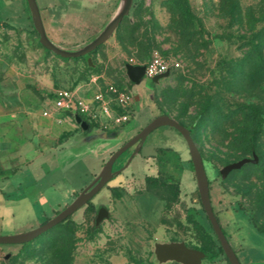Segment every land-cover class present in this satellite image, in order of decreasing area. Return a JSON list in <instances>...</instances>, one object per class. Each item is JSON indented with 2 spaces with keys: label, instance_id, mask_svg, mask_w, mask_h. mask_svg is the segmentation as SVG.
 <instances>
[{
  "label": "rangeland",
  "instance_id": "obj_1",
  "mask_svg": "<svg viewBox=\"0 0 264 264\" xmlns=\"http://www.w3.org/2000/svg\"><path fill=\"white\" fill-rule=\"evenodd\" d=\"M137 1L130 16L89 55L92 66L85 57L62 59L43 48L25 0L0 15V56L26 63L23 82L37 96L38 109L58 119L76 114L106 130L128 122L115 140L86 146L73 138L65 153L46 151L36 175L0 181V236L28 232L52 218L99 174L109 158L103 155L104 163L94 158L103 154L100 144L117 145L164 114L187 128L197 120L191 136L203 160L213 211L240 262L264 264V0ZM183 1L191 15L182 16ZM36 2L67 11L69 19L50 36L58 47L76 51L98 36L124 0ZM154 54L179 66L155 84L145 77L131 83L125 65H143ZM60 91L88 106L87 113L55 111ZM96 94L103 95L102 104L93 102ZM120 94L132 99L121 102ZM12 97L0 92L3 102ZM121 117L126 121L117 122ZM251 145L256 164L221 177L224 166L252 158ZM133 151L124 152L113 170L122 168ZM188 160L180 134L157 128L128 167L67 222L23 246L0 245V264H158L153 244L171 241L215 252L218 242L204 212L189 200L196 185ZM96 204L107 207L109 218L95 227ZM188 208L194 212L187 214ZM206 256L202 264H223Z\"/></svg>",
  "mask_w": 264,
  "mask_h": 264
},
{
  "label": "water",
  "instance_id": "obj_2",
  "mask_svg": "<svg viewBox=\"0 0 264 264\" xmlns=\"http://www.w3.org/2000/svg\"><path fill=\"white\" fill-rule=\"evenodd\" d=\"M31 20L33 22L35 31L38 36L39 44L50 51L53 55L62 59H76L80 57H85L88 66H92L89 55L101 44H103L112 32L120 25L122 20L128 16L132 0H124L122 6L118 11L111 17L109 22L103 28V30L94 38L91 42L86 44L79 50L68 51L62 49L52 43L45 34L42 20L40 17L39 8L37 6L36 0H25ZM125 72L128 80L131 83L139 84L144 77V67L142 65H125ZM168 72L152 78V82L155 84L160 79L167 77ZM74 121L78 124L84 133H89L91 130L90 123L82 119L80 116L73 114ZM171 127L177 131L183 138L189 160L192 165V171L195 179L196 191L199 197L201 208L204 215L210 225V228L221 248L224 257L226 258L228 264H241L238 260L236 253L230 246L228 240L226 239L220 224L213 212L211 199L209 194V183L205 173L203 161L198 151L196 145L194 144L190 131L179 124L176 120L169 117L168 115H159L154 117L146 126H144L136 135L125 142L121 147L114 151L108 160L103 164L99 174L94 178V180L86 186L81 192L74 198V200L55 214L52 218L48 219L45 223L39 225L37 228L24 232L21 234L11 235V236H0V245H22L32 242L39 236L45 234L55 226L64 222L77 210L85 206L90 200L103 188L106 184L112 180L114 177L121 174L129 165L133 156L138 153L142 145L144 144L147 136L160 127ZM105 134V133H102ZM89 137V136H88ZM86 137V138H88ZM91 139V137H90ZM134 147V151L128 159L127 163L120 169L112 171L115 161L128 149ZM251 159L243 158L236 162L230 163L219 170L221 177H225L232 171H237L246 164H256L257 157L255 153L251 154ZM95 217L94 226H98L100 222L109 218L107 207L104 204H96L95 206ZM153 257L154 262L158 264H202V261L206 258L205 254L194 248H189L185 243L179 241L171 242H155L153 244Z\"/></svg>",
  "mask_w": 264,
  "mask_h": 264
},
{
  "label": "crops",
  "instance_id": "obj_3",
  "mask_svg": "<svg viewBox=\"0 0 264 264\" xmlns=\"http://www.w3.org/2000/svg\"><path fill=\"white\" fill-rule=\"evenodd\" d=\"M81 1L78 0L77 4L81 5ZM18 3H21V0L3 1L0 5V15L6 14L8 9H12ZM38 8L45 34L54 43L50 35L57 34L58 28L64 26L69 19L68 13L63 8L54 9L49 5ZM75 17L81 21V16L75 15ZM23 63L15 57L0 56V92L8 91L9 95L13 96L9 102L0 100V181L17 180L29 172L30 175H36L41 169L45 152L65 153L73 138L79 137L81 144L90 146L97 140H115L118 134L122 133L120 128L128 122L106 130L81 117L90 123L91 130L87 134L81 130L73 117L58 119L53 117V113L38 109L37 96L23 82L26 77V63ZM53 109L59 111L54 108V105ZM135 110L136 108L132 112L134 116ZM44 112H47V116L43 115ZM139 131H130L120 139L117 145L100 144L98 147L105 146L103 154L94 158L104 163L103 155L107 154L110 157L123 142H127ZM49 144L52 149L48 148ZM75 193L73 192L74 197ZM216 260L225 263L221 261L220 256Z\"/></svg>",
  "mask_w": 264,
  "mask_h": 264
},
{
  "label": "built area",
  "instance_id": "obj_4",
  "mask_svg": "<svg viewBox=\"0 0 264 264\" xmlns=\"http://www.w3.org/2000/svg\"><path fill=\"white\" fill-rule=\"evenodd\" d=\"M142 66L144 67V77L146 79H152L156 76L169 72L170 69L172 68H177L179 64L178 62H167L161 56L154 54ZM110 90L113 92L115 91L112 90L111 88ZM130 98L131 96H128L127 94H120L119 99L121 102L127 103V101H130ZM93 102L102 104L104 102L103 95L96 94L93 99ZM54 108L64 112L71 111V109L73 108L79 110L81 113H87L88 111V106L83 104L80 100L75 99L74 96L68 91H60L57 93V99L54 102ZM103 110L105 111V108H103ZM43 115L47 116V112H44ZM126 119H127L126 117H121L116 121L117 122L126 121Z\"/></svg>",
  "mask_w": 264,
  "mask_h": 264
},
{
  "label": "trees",
  "instance_id": "obj_5",
  "mask_svg": "<svg viewBox=\"0 0 264 264\" xmlns=\"http://www.w3.org/2000/svg\"><path fill=\"white\" fill-rule=\"evenodd\" d=\"M137 4H138V1L137 0H132V5H131V8H130V11H129V14H128V17L130 16V14L132 13V11L135 9V7L137 6ZM185 4V7H186V3H184V1H183V5ZM183 14H185V16L186 15H191L190 14V10H189V8H188V5H187V7H186V9H185V12L184 13H182V16H184ZM97 49V48H96ZM95 49V50H96ZM94 50V51H95ZM93 51V52H94ZM93 52H91V54L93 53ZM90 54V55H91ZM259 56H261V55H259ZM78 59V58H77ZM159 115H161V114H159ZM70 117H71V115H69ZM90 123H92V122H90ZM179 123V122H178ZM197 120H195L193 123H192V125L190 126V128H187L189 131H190V135H192V130H193V128L194 127H196V125H197ZM179 124H181V123H179ZM182 125V124H181ZM182 126H184V125H182ZM185 127V126H184ZM191 138H192V136H191ZM251 142H252V140H251ZM254 148H253V145H251V147H250V152L251 153H254V150H253ZM168 150V149H167ZM157 151H158V153H160V152H163V151H165V149H157ZM201 155V154H200ZM202 158V157H201ZM177 160H178V158H177ZM203 161V160H202ZM188 163H189V167H190V170H191V172H192V165H191V162H190V160H188ZM160 176H161V178L162 179H164L166 182H168L169 180H170V178H169V176H163L162 175V173H160ZM172 181H173V179H172ZM178 183V182H177ZM191 195H192V197L190 196V198H189V200L190 201H192V200H194L195 201V203H197L199 206H201L200 205V201H199V197H198V194H197V191L196 190H194L192 193H191ZM90 203V202H89ZM64 207H66V206H64ZM194 212V208H188V210H187V214H189V212ZM214 212V211H213ZM58 213V211H54V214H57ZM194 214H196V212L194 213ZM214 214H215V216H216V218H217V221H218V223L220 224V221H219V219H218V216H217V214L214 212ZM250 216H251V214H249ZM48 220V218H45L43 221H42V223L41 224H43V223H45L46 221ZM69 220V218H67L64 222H67ZM64 222H62V223H64ZM61 223V224H62ZM209 224V223H208ZM210 226V225H209ZM220 226H221V224H220ZM223 232H224V230H223ZM263 232V231H262ZM224 234H225V232H224ZM27 244V243H26ZM23 245H25V244H22V245H15V247L16 246H23ZM215 246H216V251L214 252V251H209V252H206V251H204V253H205V255H208V258H210V260L212 261V260H214V259H216L217 257H221V260H223L226 264H228V262H227V260H226V258L224 257V254H223V252H222V250H221V248L219 247V245H218V243L217 244H215ZM207 257V256H206Z\"/></svg>",
  "mask_w": 264,
  "mask_h": 264
},
{
  "label": "flooded vegetation",
  "instance_id": "obj_6",
  "mask_svg": "<svg viewBox=\"0 0 264 264\" xmlns=\"http://www.w3.org/2000/svg\"><path fill=\"white\" fill-rule=\"evenodd\" d=\"M133 148V147H132ZM117 170V169H116ZM112 171H114L113 169H112ZM110 188V187H109ZM213 209V208H212ZM96 213V212H95ZM221 228H222V226H221ZM222 231H223V228H222ZM225 232V231H224ZM223 232V233H224ZM225 235V237H226V234H224ZM227 239V238H226ZM189 248H191V247H189ZM194 249H197V248H194ZM198 250H200V249H198ZM200 251H202L203 253H204V251L203 250H200ZM234 252L236 253V251L234 250ZM205 254V253H204ZM206 256V255H205ZM242 264V263H241Z\"/></svg>",
  "mask_w": 264,
  "mask_h": 264
}]
</instances>
